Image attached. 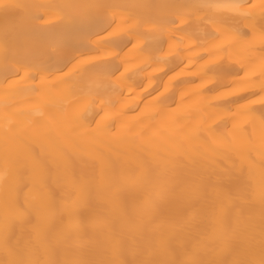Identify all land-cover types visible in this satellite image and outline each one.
Listing matches in <instances>:
<instances>
[{
	"label": "snow or ice",
	"instance_id": "obj_1",
	"mask_svg": "<svg viewBox=\"0 0 264 264\" xmlns=\"http://www.w3.org/2000/svg\"><path fill=\"white\" fill-rule=\"evenodd\" d=\"M44 9V15L54 16L57 20L84 19L93 9L102 11L110 21L109 28L116 25V30H123L115 44L120 51L132 44L134 49L146 54V63L141 71L156 63H168L164 57L154 55L164 51V43L175 41L179 47L186 40L193 41L196 48L205 49L209 56L235 43L243 44L252 51L258 42L261 48L259 59L264 66V0H228L227 3L212 0H175L171 3L112 0L103 5L64 0L60 4H46ZM220 10L229 13L225 18L226 22H230L229 27L215 32L193 28V23H214L212 17ZM240 21L244 22L243 26H240ZM44 23L47 21L44 20ZM202 35L219 43L213 44V50H207L204 42H196ZM80 42L78 39L65 45L69 55ZM4 51L6 47L0 43V52ZM184 51L191 52L192 47ZM117 60L118 54L111 62H106L113 67L88 65L75 76H65L58 84L50 86L56 88L63 84L65 88L57 105L59 116L55 125H50L44 134L55 133L57 146L66 155L71 154L73 145L84 140L101 144L124 141L148 146L156 156L167 153L170 157L181 158L190 172L201 177L200 182L192 186L189 201H184L180 206L184 193L181 190L179 195L175 194L179 184L156 183L143 167L132 173L123 170L117 179L108 175L102 165L98 176L73 174L71 193L62 206L61 220L56 227L48 223L39 211L25 220L16 214L19 190L11 161V142L30 133L10 114L13 104L5 99L2 105L4 115L0 118V143L3 144L5 160L0 172L3 206L0 264H264V114L258 125L253 119L242 125L234 124L230 130L227 121L207 127L204 122L193 123L196 111L173 108L161 94L145 105L134 122L128 123L123 119L125 113L116 110L118 101L113 99L122 96L125 88L132 87L123 82L128 79L123 73L116 80L112 79L120 71L121 64ZM180 62L183 63V59ZM44 72L42 65L25 67L21 79L33 80L35 74L43 81ZM90 73H97L101 78H93ZM261 76H264V71ZM140 86L142 81L136 85ZM41 90L42 85L30 88L33 92ZM260 90L264 93V81ZM156 91L159 92V89ZM146 95L151 96L152 93L147 92ZM127 110L135 111L131 108ZM229 119L235 121L237 116ZM221 126L225 131L217 132L215 129ZM257 130L261 141L259 195L257 197L256 188L250 186L249 208L243 223L238 213L228 218L225 207H221L216 223L208 220L203 208L193 213L191 201L200 202L205 174L207 180L212 182V163L218 157L235 151L238 137L251 144ZM93 183L100 188H111L120 183L133 187L137 205L151 209L150 218L142 225H107L104 232L106 246L102 247L99 239L81 242L78 234L65 225L72 222L76 203L90 194L89 188ZM209 208H215V205H209ZM16 224L21 225L19 233ZM126 232L134 234L140 242L126 243ZM25 234L29 237L27 240L24 239Z\"/></svg>",
	"mask_w": 264,
	"mask_h": 264
},
{
	"label": "bare ground",
	"instance_id": "obj_2",
	"mask_svg": "<svg viewBox=\"0 0 264 264\" xmlns=\"http://www.w3.org/2000/svg\"><path fill=\"white\" fill-rule=\"evenodd\" d=\"M63 2L64 0H0V43L6 47V51L0 52V118L4 115L2 105L7 99L13 104L10 114L30 133L11 142V161L19 190L16 214L27 220L30 215L35 216L39 211L47 218L48 223L56 227L61 220L62 206L71 193L73 174L98 176L102 165L108 175L117 179L123 170L132 173L143 167L156 183L179 184L175 194L179 195L183 190L182 206L184 201H189L191 188L200 182L201 177L190 172L179 157L173 158L167 153L156 156L148 146L138 143L108 141L101 144L87 140L73 145L71 154H64L57 146L55 133L44 134L50 125H55L59 116L57 105L65 88L63 84L56 88L50 86L58 84L65 76H75L88 65L113 67L106 62H111L118 54L117 62L121 67L112 79L116 80L123 73L128 77L123 82L132 85L131 88H125L122 96L113 97L118 101L116 110L125 113L124 121L134 122L145 105L162 94V98H167L165 102L172 104L173 108L196 111L193 123L204 122L207 127H214L221 121H227L229 130L234 124L242 125L253 119L258 125L264 114V93L260 90L264 81V76H261L264 66L259 59V43L252 51L247 50L243 44L235 43L209 56L205 49L194 47L193 41L186 40L179 47L175 41H167L163 45L164 51L154 55L164 57L168 63H156L146 71H141L146 63V54L134 49L132 44L120 51L115 44L123 30H116V25L109 28L110 21L102 11L93 9L84 19L57 20L54 16L44 15L46 4ZM76 2L103 5L112 0ZM144 2L171 3L175 0ZM212 2L227 3L228 0ZM228 16L226 10H220L212 17L214 23H193V28L198 27L206 32L224 30L230 26V22L225 20ZM44 20L47 21L46 24ZM243 23L240 21V26ZM259 26L257 22V28ZM78 39L81 42L69 55L65 45ZM201 41L207 50H213V44L219 43L204 35L196 42ZM188 47H192L191 52L184 51ZM75 57L79 59L76 60ZM181 59L183 63L180 62ZM36 65H42L45 69L43 81L35 74L33 80H22L23 69ZM90 75L101 78L97 73ZM141 81L142 86L136 87ZM41 85V91H30L32 86ZM147 92L152 95H146ZM129 108L135 111H128ZM233 115L237 116V120L229 119ZM215 130L225 131L223 126ZM260 143L258 130L251 144L238 137L236 150L218 157L212 163V182L207 180L205 174L200 202L195 203L194 199L191 201L194 205L191 210L193 213L203 208L208 220L216 223L221 207H225L228 218L238 213L241 224L243 223L249 208L247 201L250 186H254L257 197L259 195ZM4 163V148L0 143V172L3 171ZM89 193L76 203L73 220L65 225L78 234L83 243L99 239L102 247L106 246L104 232L107 225H142L150 218L151 209L137 205L134 199L135 189L131 186L120 183L111 188H100L93 183ZM212 204L215 208H209ZM232 222L235 223V220ZM2 227L3 206L0 195V229ZM15 228L19 233L21 225L16 224ZM28 238L25 234L24 239ZM134 242L140 241L134 234L126 232V243Z\"/></svg>",
	"mask_w": 264,
	"mask_h": 264
}]
</instances>
